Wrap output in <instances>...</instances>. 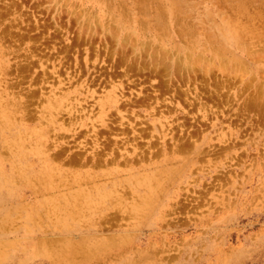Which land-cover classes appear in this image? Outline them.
Masks as SVG:
<instances>
[{
    "label": "rangeland",
    "instance_id": "1",
    "mask_svg": "<svg viewBox=\"0 0 264 264\" xmlns=\"http://www.w3.org/2000/svg\"><path fill=\"white\" fill-rule=\"evenodd\" d=\"M92 13L93 15H91ZM114 32L116 35L118 33L127 37L126 48L120 44V41L117 42L113 38ZM41 34L43 35L41 36ZM132 38L135 40V44L133 40L132 43L137 49L133 54L130 51ZM166 41L167 44H165ZM142 42L152 45L163 43L169 50L191 45L194 51L197 50L194 62L198 85L201 82L210 81L212 86L220 87L223 81L225 86L231 89L229 93L224 92L227 97L223 93L224 100H206L219 109L224 107L223 115L228 116L221 114V117L218 118L219 113L215 118L210 116L211 121L203 118L200 112L195 117L189 113L184 114V112L174 113L171 116L164 113L160 117L157 112H160L161 107L159 110L157 107L158 111L155 112L157 114L154 115V119H151L146 116L144 110H140L139 115L141 114L140 117L145 120V127L149 128L150 126L152 132L148 133L150 130L147 129L146 133L150 136L145 135V137L147 136V139L152 137L150 139L156 150L154 158L151 155L153 152L150 154L146 152L148 150H145L142 162L149 161L148 154L152 156V160L158 159V149L160 151L164 147L170 149L174 144L171 137L176 140L180 137L182 140H186L189 136V140H196L195 143L199 146V151L194 155L193 146L189 145L191 149L185 152L187 156L184 157V161L188 159V162L184 164L186 166L184 172L173 175L172 184L169 183L170 180L166 181L168 188L170 186L171 188L159 196V206L154 210H149L148 213L143 212L137 216L118 213L119 216L116 215V217L119 220L113 217L115 216L113 211L114 214L108 212L109 214L91 216V219L94 220L103 221L105 219L104 224L110 225L100 230L90 231L72 226L58 228L55 226L56 222L64 220L65 217L51 210L46 213L39 209L37 213L33 209L34 206L37 207L38 204L45 202L47 196H51L50 194L40 195L36 192L37 188L41 189L44 181L36 179V176L40 174L42 164L31 162L33 158H36L35 150L39 144L28 140L31 137L28 129L34 125L36 115L39 114L41 106L39 102L48 99L47 97L53 95V92L57 95L63 93L69 102L68 107L75 106L76 111L73 114L78 115L80 106L91 108L95 100L103 99L110 92L111 81L116 85L119 83L118 77H121L122 68L125 67L135 68L136 71L130 69L135 73L138 72V76L143 73L144 75L141 76L145 77L146 74L145 79L149 78L150 80L149 82L142 80L144 83L141 82V84L146 85L144 91L150 89L149 83H157L156 79L159 76L148 74L147 70L156 66L147 65L143 53L140 56L136 54L138 48L142 51L145 49L141 47ZM205 43L207 45H204ZM171 45L172 47H170ZM128 46L129 49H127ZM119 48L121 49L119 50ZM0 51L1 59L7 67L4 75L0 74V78L5 82L1 88L5 85L13 95L21 97L19 102L22 105V111L17 113L16 117L19 119L21 115L22 124L28 127L27 134L24 132V128L21 132L13 128L0 129V264H264V124L262 127L264 103L263 100H260V104H258L259 100H255L257 105L256 103L252 105L248 103V100H240L247 93L259 96L258 91L261 93L260 90L264 89V0H0ZM214 54L223 55V61L219 62V60L213 59ZM117 57L119 58L116 60ZM122 60H124L123 66L117 68L118 64L122 65ZM235 60L243 62V66L235 67ZM204 65L208 66L210 70V72L207 71L208 75L198 70L200 67L203 69ZM96 69L97 72H95ZM215 70L217 72H213ZM101 71H104L103 74ZM106 71L110 74H106ZM119 71L120 74H118ZM90 73L91 75H89ZM43 74L47 81H43L45 80L42 79ZM116 74L118 75L115 76ZM191 74L193 76V73ZM191 74H189L188 81L190 87L194 84V77H191ZM211 74L214 76L211 77ZM218 74H220L219 77ZM81 75L83 77L80 78ZM96 75L100 76L99 79ZM239 75L243 77L240 78ZM88 76L90 77L88 78ZM133 76H137V74ZM38 79L41 82H37ZM59 80H62L61 83ZM74 80L75 83H72ZM181 80L187 81L186 78ZM138 81L140 82V80ZM138 81L136 79L135 82ZM172 81L175 89H177V85H186L183 81L180 83L178 79V82ZM244 82L248 85L247 87ZM122 85V92L117 90L120 100H136L135 93L138 85L135 87L136 84L127 81L126 86L124 79ZM131 90L134 91V94L131 93ZM234 91L241 92L237 93V98L243 94L237 102L232 94ZM45 92L47 93L45 94ZM182 97L180 96L179 100L185 105ZM244 101L248 102L244 103ZM244 104H248V107ZM243 106L251 111L245 114L248 117L244 115V118L241 119ZM254 107L256 108L254 109ZM234 108H237L238 111L235 112ZM96 111L97 108L94 112ZM215 111L218 113L217 109ZM261 113L263 114L261 115ZM63 115L59 121L68 119L66 118L68 114L64 113ZM186 115L190 117L191 121ZM186 118L189 120L188 123L184 122ZM227 118L229 121L226 120ZM240 119L241 121H239ZM153 120L156 123L154 132L151 126ZM247 120L250 121L246 122ZM14 121L6 123L13 122V125L19 127L18 124H14ZM194 121L197 124L195 122L193 127ZM202 122L205 123H203L204 126ZM189 123H191L190 126ZM206 124L209 127L205 126ZM175 125L179 127L178 130ZM196 125L200 130L197 131ZM65 126H67L66 123ZM205 127L209 131H206ZM184 129L186 134L183 133ZM202 129L204 130L202 131ZM227 132L230 133L227 134ZM161 133L167 134L163 138ZM193 133H196L195 138L190 137V134L195 136ZM50 137H55L54 131L50 132ZM64 137L70 139V135ZM216 143L218 144L216 145ZM64 145L69 146L70 143ZM140 145L144 146L143 142H140ZM213 149L218 150L213 151ZM203 150L205 152H202ZM222 151L223 154L220 153ZM218 152L221 156L215 154ZM238 154L241 158L240 161H236L239 160ZM145 156L147 157L144 159ZM201 156L204 157V161ZM136 160H134L135 165L138 162ZM234 162L235 164H233ZM120 167H124V165L121 164ZM216 175H221V177ZM165 186L166 183H164ZM208 187L209 189H207ZM206 190H209L208 195ZM124 216L127 217L126 220ZM112 221L113 226L110 224ZM129 222L137 225L126 227L125 224ZM116 223H121L123 226L119 228L115 226ZM201 229L202 231H200ZM122 233H125L124 236ZM126 233L128 234L126 235ZM111 234L114 235V238ZM95 235L98 237L96 240ZM79 236H81V240ZM54 238H57V241ZM64 238L65 241L62 240ZM8 239L11 241L9 242ZM110 239L112 240L110 241ZM60 240L62 241L60 243H65V245L59 243L58 246ZM67 240L68 242H66ZM93 240L95 242H92ZM115 242L117 243L115 244ZM77 243L78 245H76ZM4 244L8 245L5 246L7 248H3ZM74 246L76 247L74 248ZM91 249L93 250L90 251ZM10 251L13 253L12 257ZM6 254L7 256H5Z\"/></svg>",
    "mask_w": 264,
    "mask_h": 264
},
{
    "label": "bare ground",
    "instance_id": "2",
    "mask_svg": "<svg viewBox=\"0 0 264 264\" xmlns=\"http://www.w3.org/2000/svg\"><path fill=\"white\" fill-rule=\"evenodd\" d=\"M110 11H112V9ZM92 12H94V11H92ZM91 15H93V13ZM96 16H97V14H96ZM158 18H159V16H158ZM99 20L101 21V19H99ZM117 20H118V18H117ZM151 20H153V19H151ZM185 20H186V18H185ZM88 21L89 20H87V22ZM119 21H118V23H119ZM132 21L134 22V20H132ZM96 22H97V19H96ZM191 22H192V20H191ZM156 23H159V22H156ZM98 26L100 28V25H98ZM151 26H150V28H151ZM190 26H192V25H190ZM96 27H97V25H96ZM112 28H111V30H112ZM160 30H162V29H160ZM153 31H155V30H153ZM187 31H189V30H187ZM119 32H120V30H119ZM162 32H163V30H162ZM45 33H47V32H45ZM147 33H149V32H147ZM157 33H158V31H157ZM163 33H165V32H163ZM12 34H13V32H12ZM39 34H40V32H39ZM137 34H138V32H137ZM140 34H141V32H140ZM42 35L43 34H41V36ZM113 35H114L113 38L115 40H117V42L120 41L121 45H123L124 47L126 46V42L128 43L127 37H123V36L119 35L118 33L116 35V32H114ZM155 36H157V35H155ZM179 37H180V35H179ZM132 40H133V38L131 39V43H132ZM148 40H149V38H148ZM156 40H159V39H156ZM172 40H171V42H172ZM134 41L135 40H133V42ZM199 42H200V40H199ZM50 43H51V41H50ZM184 43H186V42H184ZM134 44H135V42H134ZM147 44L142 42L141 47H143V49L144 48L145 49L142 51V50H139V48H138V53H136V54L138 56H140L143 53L145 55L144 58H146L145 63H147V65L153 64V67L156 66L153 69L147 70L148 74L150 73L151 76H155V77L159 76V78H160V80H158L159 78L156 79L157 83H155V84H152L153 82L149 83L150 89H147L144 91V89H145L144 87H146V85H143L144 81L149 82V80H150L149 78L147 80L145 79L146 74H145V77L141 76L143 73L140 74V76H138V72L135 73V72L131 71V69L134 70L135 68L133 69V67L132 68L130 67L131 68L130 69L129 67H125V68H122L121 77L120 78L118 77L119 83L116 85L111 81L112 86H111L110 92L105 97H103V99L95 100V103H94L95 106L92 104L91 108H89L87 106H80V109H79L80 114H78V115L73 114L76 111L75 106L68 107L69 102H68V100H66V96L63 93H60L59 95H57L55 92H53V95L47 97L48 99L43 100V101L40 100V102H39L41 104V106L39 108L40 109L39 114L36 115V119L33 117L35 119V122H33L34 125H32L28 129V133L31 135V137L28 140H30V142L31 141L38 142L39 146L37 145L38 148H37V150H35L36 151V158H33L32 160L30 158L29 159L31 160L32 163H37L38 165L42 164L40 174L38 175L39 177L36 176V179L37 180H44V181L41 185V189L38 190V188H37V190H36L37 194H40V195H49L50 194L51 196H47V198L44 200L45 202L38 204L37 207L34 206L33 209L37 213H38L39 209L45 211L46 213H49V211L51 210L54 213H57V214L65 217L64 220H60V221L56 222L55 226L58 228L72 226V227H77V228H81V229H87L90 231L100 230V229H104V227L105 228L107 226L109 227L110 225L104 224L103 221L105 219H103V221H100L98 219L94 220L93 218L91 219V216L101 215V214L105 215V214H109L108 212L112 213V211H113L115 213V216H113V217L118 218V217H116V215L118 213H121V214H124L127 216H131V215L137 216L143 212L148 213L149 210H154L155 208H157V206H159L158 205L159 204L158 200L160 199L159 196L164 194L166 191H168L171 188L170 185H169L170 187L168 188V184L166 181L170 180L169 183L172 184L171 181H172L173 175L180 174V173L184 172V169L186 167V166H184V164L188 162V159H187V161H184L185 160L184 157L187 156V154H185V152H187L191 149V148H189V145L192 144V146H193L192 150H194L193 151L194 155L199 151V146L195 143V141H196L195 139L189 140V136H188V139L182 140V138L180 137L181 141H180V138H178V140H179L178 141L174 137H173L174 139L171 137V140L174 144L171 143L172 146L170 147V149L167 148V149H169V150H167L165 147L162 148L161 151H160V149H158L160 151V152L158 151V155H157L158 159L152 160L151 158L154 155V153L156 152L155 145L150 139L152 137H149L148 139L146 138L147 136H150L147 134L151 132V130H150L151 127L149 126V124H148L149 128L145 127V125H144L145 120H143V118L140 117L141 114L139 115L140 110H144L146 112V116H148V118H151V119H154V117H155L154 115L157 113L160 115V117H162L164 115V113L171 116L174 113L177 114L178 112H184V114L189 113V114H191L192 117H195V115L200 112L202 114L203 118H205L209 121H211L210 120L211 118H215L216 116H218L219 113H220V115L218 118L221 117V114L223 115L224 107L222 109H219L218 107H215V106L211 105L210 103H208L206 100H224L222 97L223 93L226 91L229 93L231 89L227 88L225 86L226 84L223 81H222L221 85L218 84V85H220V87L212 86L210 81H207L206 83L201 82L200 85H198V83L196 81V77H195V73H197V71H196L195 62H194L195 61L194 55L196 54L197 50L194 51L191 45H184V46H181L180 49L179 48L178 49L173 48V50H169V49L165 48V44H167V41L165 44L161 43V45L160 44L156 45V43L154 45H152L150 43H147ZM189 44H191V43H189ZM145 45H147V46L145 47ZM204 45H207V44L205 43ZM170 47H172V45ZM108 48H109V46H108ZM120 49L121 48H119V50ZM127 49H129V46ZM136 50H137L136 46L133 45V43H132L131 48H130L131 54L135 53ZM125 53H126V51H125ZM119 54H121V53L119 52ZM127 54L128 53H126V56H128ZM59 55H58V57H59ZM112 55H113V53H112ZM205 55H207V54H205ZM51 56H53V55H51ZM108 56H109V54H108ZM138 56H137V58H138ZM62 58H64V56H62ZM62 58H61V60H62ZM118 58L119 57H117L116 60ZM124 58H126V57H124ZM124 58H122V59H124ZM64 59H66V58H64ZM72 59H74V58H72ZM126 59H125V61H126ZM131 59H132V56H131ZM143 59H142V61H144ZM213 59H216V60H219V62H222L223 61V55L214 54ZM91 60H93V59H91ZM116 60H115V62L118 63ZM230 60H232V59H230ZM129 61H128V63H129ZM142 61H140V62L142 63ZM235 61H236L234 63L235 67L241 68V66H243V62H241L239 60L238 61L235 60ZM67 62H68V60H67ZM67 62H65V63H67ZM122 62L124 63V60L121 61L122 65H119L120 64V60H119V64L117 65V68H118V66H123ZM90 63H91V61H90ZM98 63H100V62H98ZM134 63H135V61L133 62V64ZM197 63L199 64V62H197ZM222 64L224 65V63H222ZM160 65H161V67H160ZM62 66H63V64H62ZM126 66H127V64H126ZM157 66H159V67H157ZM204 66L205 67L203 69H202V67H203V65H202V67H200L198 70L203 71L205 75H208L207 71L210 72V70H209L208 66L207 67H206V65H204ZM23 67H25V66H23ZM105 67L107 68L106 65H105ZM110 67H112V66H110ZM216 67H218V66H216ZM6 68L7 67L4 64V61L1 59V51H0V74L4 75ZM55 69L57 70V68H55ZM99 69L101 70V68H99ZM114 70H116V68H114ZM144 70H146V69H144ZM97 71L98 70L96 69L95 72H97ZM104 71H101V73L103 74ZM134 71H136V70H134ZM217 71H218V69H217ZM217 71L215 70L213 72H217ZM106 72H107L106 74H110L108 71H106ZM112 72L115 73V71H112ZM91 73H94V72H91ZM91 73L89 75H91ZM191 73H193V76ZM45 74H43L44 77H42V79H45L43 81H47ZM118 74H120V71ZM118 74H116L115 76H117ZM136 74H137V76H133ZM189 74H191L190 75L191 77H194L193 78L194 84L191 87H190V85H188V81L190 79ZM36 75H38V74H36ZM71 75H73V74H71ZM212 75L213 74H211V77L214 76V75L213 76ZM242 75L244 76L245 73ZM242 75H239L238 77L241 78V77H243ZM18 76L20 77V75H18ZM23 76H22V78H23ZM96 76H98V75H96ZM96 76H95V78H96ZM219 76H220V74H218V77ZM81 77H83V76L81 75L80 78ZM89 77L90 76H88V78ZM99 77L100 76H98L97 79H99ZM184 77L187 79L186 82L181 80L182 78L185 79ZM240 78H238V80H240ZM64 79H66V78H64ZM108 79L109 78L107 77V80ZM123 79L126 80V86H127V81H128V83H131L134 85L136 84L135 87L138 85V87L136 88L137 89L136 93H135L136 100H132V99L131 100H128V99L127 100H120V97H119L120 94L117 93V90L119 92H122V90H123V85H122ZM136 79H137V81L140 80V82L139 81L135 82ZM154 79H151V80H154ZM177 79L180 81V83L182 81L185 82L186 85H184V86H178L177 85V89H175L174 86L172 85V83H173L172 80L177 81ZM105 80H102V81H105ZM142 80H144V81H142ZM238 80L236 79V81H238ZM61 81L62 80H59V83H61ZM97 81L99 82V80H97ZM37 82H41L40 79H38ZM141 82H143V83L141 84ZM3 83H5L4 80L2 78H0V129L2 130L4 128H7V129L13 128V129H16V131L21 132L24 128V132L27 134V128L28 127H25L22 124V122H21V121H23L22 116L20 115L19 119L16 117L17 113H20V111H22V107H21L22 105L19 102V100H21V97L18 98L16 95H13L7 89V86H5V85L3 86V88H1ZM72 83H75V80ZM77 83H78V81H77ZM174 85H176V84H174ZM245 85H246V83H245ZM101 86H103V85L101 84ZM101 86H99V87H101ZM247 86L248 85H246V87ZM124 87H125V85H124ZM178 87H179V90H178ZM258 88L259 87H257V89ZM260 88H261V86H260ZM244 89H246V88H244ZM31 91H33V90H31ZM250 91H253V90H250ZM260 91H261V93L258 91L259 96L255 95V94L249 95L248 93L245 94L244 96H242L243 95L242 94V95H240V96H242V98L240 100H248L249 102L244 101V103L248 102L249 104H252V105H254L256 103L255 100H259V102L257 101L258 104H260V100H263L262 102L264 103V89H261ZM133 92L134 91L131 90V93H133ZM46 93L47 92H45V94ZM125 93H124V95H125ZM237 93L240 94L241 92L239 93L238 91L237 92L234 91V93H232V94H234L233 97L235 98L236 102L240 98V96H239V98L236 97V96H238ZM225 95H226L225 97H227V94H225ZM37 96H38V94H37ZM127 96H128V92H127ZM180 96H183L182 99L185 101V105L188 106V107L186 106L187 108L179 100ZM135 97H133V98H135ZM229 98H230V96H229ZM257 103H256V105H257ZM240 104H241V102H240ZM240 104H239V106H240ZM244 105H246V107H248V104H244ZM157 107H158V110H159V107H161L160 112L155 113L156 111H158ZM246 107L243 106L242 110H241V108L239 109V111L241 110V116L239 114L238 115L241 117V119L244 118V115L246 113H249L251 111V110L249 111V109H247ZM96 108H97V111L94 112V110ZM255 108L256 107H254V109ZM259 108H258V110H259ZM216 109H217L218 113H216V111H215ZM234 111L236 112V111H238V109L234 108ZM64 113L68 114V116L66 117L68 119L67 120L61 119L59 121V119L62 117V115ZM95 114H97V115L93 116ZM254 114H255V112H254ZM259 114H258V117L260 116ZM262 114L263 113H261V115ZM210 116H212V117L209 119ZM223 116H228V115H223ZM181 117H183V116H181ZM187 117H189V116H187ZM230 117H231V115H230ZM245 117H248V116L245 115ZM250 117H252V114H250ZM184 118H185V116H184ZM229 118H227L226 120L229 121ZM15 119H16V121H14ZM181 119H183V118H181ZM187 119L188 118H186V121L184 119L185 123H188V121L190 120V117H189V120H187ZM237 119H238V117H237ZM241 119L239 121H241ZM175 120H178V119H175ZM223 120H224V118H223ZM235 120H236V118H235ZM8 121H14V124H18L19 127L13 125V122L12 123H6ZM249 121L250 120H247L246 122H249ZM195 122L196 121L193 122L194 123L193 127L195 126ZM205 122L207 123L206 120H205ZM65 123L67 124V126H65ZM191 123H189V126L191 125ZM199 123H201V122H199ZM203 123L204 122H202V125H203ZM145 124L147 126V123H145ZM196 124H197V122H196ZM207 124L205 126L209 127ZM263 124L264 123H262V127H263ZM151 126H152L153 132H154L155 128H156L155 127L156 126L155 120L151 121ZM176 127H178V126H176ZM180 127H183V125H180ZM197 127H198V128H196L197 131L200 130L199 126H197ZM233 128H235V127L233 126ZM147 129L150 130V131H148V133H146ZM178 129H179V127L177 128V130ZM205 129H206V131H209V130H207L206 127H205ZM193 130H195V129H193ZM203 130L204 129H202V131ZM242 130H241V133H242ZM52 131H54V135H55V137H53V138L50 137V132H52ZM260 131H261V129H260ZM192 132H190V133H192ZM194 132H196V130ZM169 133H171V132H169ZM183 133L186 134V130ZM229 133L227 132V134H229ZM166 134L167 133H161V137L164 138V136ZM175 134H176V132H175ZM185 134H184V136H185ZM193 134L195 135L196 133H193ZM65 135H68V136L70 135V139H66L64 137ZM145 135H147V136L145 137ZM177 136H178V134H177ZM58 137L61 139H59ZM190 137L195 138L196 135L191 136V134H190ZM234 137H236V136H234ZM198 138H197V140H199ZM250 140H251V138H250ZM189 141H191V142H189ZM140 142H143L144 146L140 145ZM225 142H226V140H225ZM69 143H70L69 146L64 145V144H69ZM217 144L218 143H216V145ZM229 144L231 145L230 142H229ZM228 145H225V146L228 147ZM225 146H223V147H225ZM144 147H146V148L144 149ZM214 148H215V144H214ZM219 149L222 150V148H219ZM145 150H148L146 152H149L150 154L153 152V154H151L152 156L150 154H148L149 161H147L146 163H145V161L142 162ZM204 150L206 151L205 148H204ZM204 150L202 152H205ZM216 150H218V149H216ZM216 150L213 149V151H216ZM260 150H262V148H260ZM70 151H71V153H70ZM5 152H7V151H5ZM225 152H226V150H225ZM220 153L223 154V151ZM215 154H219V152L215 153ZM239 154H238V158L240 157ZM219 155L221 156V154H219ZM205 156H207V155H205ZM146 157L147 156H145L144 159ZM201 157L203 160L204 157L203 156H201ZM153 158H154V156H153ZM135 159H137L136 161H138V162H136V165L134 164ZM198 159L200 160L201 158H198ZM240 159L241 158H239V160L237 159L236 161H240ZM121 164H123L124 167H120ZM233 164H235V162ZM232 171L234 172V169H232ZM221 173H222V171H221ZM209 174H211V173H209ZM217 177H221V175H218ZM222 178H224V177L222 176ZM164 183H166L165 187H164ZM261 187H262V185H261ZM207 189H209V187ZM208 194H209V192L207 193V195ZM218 196H220V195H218ZM242 199H240V200H242ZM209 207H212V206H209ZM219 208H221V207H219ZM114 213H112V214H114ZM117 216H119V215H117ZM126 219H127V217H125V220ZM118 220H119V218H118ZM110 224H112V226H113V221ZM136 225L137 224H134L131 222L125 224L126 227H134ZM115 226L121 228L123 225L121 223L120 224L116 223ZM200 231H202V229ZM122 234L124 236L125 233H122ZM127 234L128 233H126V235ZM111 235H110V237H111ZM90 236H92V235H90ZM96 236L97 235H95V240H96V238H98ZM112 236H113L112 238H114V235H112ZM80 237L81 236H79V239L81 240ZM65 238L62 240L65 241ZM91 238H88V239H91ZM55 240L57 241V238ZM111 240L112 239H110V241ZM10 241L11 240H9V242ZM36 242H37V240H36ZM60 242H62V241L60 240L58 242V246L60 244H62ZM66 242H68V240ZM92 242H95V241L93 240ZM125 242H126V240H125ZM116 243L117 242H115V244ZM63 244L65 245V243H63ZM66 244L69 245V243H66ZM62 245H61V247H62ZM76 245H78V243ZM2 246H3V244H2ZM5 246H8V245L4 244L3 248H7ZM75 247L76 246H74V248ZM36 249H37V247H36ZM77 249H79V248H77ZM86 250H84V251L87 252ZM92 250L93 249H91L90 251H92ZM18 251H19V249H18ZM71 252H72V249H71ZM156 253H158V252H156ZM11 254H13V253H11V251H10V256H11ZM79 254H81V253H79ZM90 254H92V253H90ZM5 256H7V254ZM64 257H67V256H64ZM81 257H82V255H81Z\"/></svg>",
    "mask_w": 264,
    "mask_h": 264
}]
</instances>
